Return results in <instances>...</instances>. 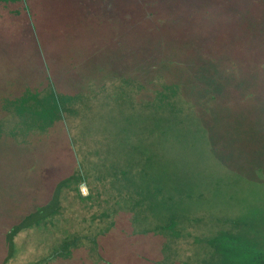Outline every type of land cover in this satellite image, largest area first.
Instances as JSON below:
<instances>
[{
  "label": "trees",
  "instance_id": "trees-1",
  "mask_svg": "<svg viewBox=\"0 0 264 264\" xmlns=\"http://www.w3.org/2000/svg\"><path fill=\"white\" fill-rule=\"evenodd\" d=\"M87 3L90 2L0 0L2 148L8 155H18L20 172L27 174L26 179L53 150L58 149L60 156H64L56 157L58 166L41 165L44 178L39 183L46 180L49 189L43 203L35 207L34 212L21 214L9 227L5 228L8 224L2 227L0 242L5 254L0 264L21 263L18 239L31 234L40 236L39 233L46 229L54 230L53 237L45 239L46 245L44 248L40 245L37 251L44 249V252L29 264H74L77 260L82 264H114L108 258L106 248L119 237L121 222L130 234L142 235L149 240L144 255L136 264H181L183 261L190 264L191 259L187 261L190 256L198 258L199 264H264V224L260 223L259 217H253L254 209L249 210L248 217L242 212L238 224L227 212L215 210V216L225 221L215 225L198 224L196 219L200 218L203 209L199 212L181 209L183 215L180 216L176 215L175 209L171 210V204H163L155 210L158 194L171 195L168 182L154 176L152 153L147 156L139 144L131 149L127 147L130 146L128 139L132 142L131 134L139 135L138 128L145 125L142 117L148 118L146 123L159 120L161 127L170 130L173 109H179L180 105L190 107L195 96L201 94L203 97L206 88L201 83L212 81V78L208 80L210 68L224 74L209 62L208 58L215 56L194 51L187 40L177 50L163 42L158 50L153 49L156 50L153 53L147 52L151 50L150 46L134 49L130 57L138 58V65L134 64L133 70L130 66L120 70L114 67L118 59L114 51L103 48L96 53V60L89 57L83 62L75 56L64 57L67 62L59 81L47 62L36 66L37 80L22 76L9 80L6 77L9 69L13 76L21 73L19 62L22 60L16 62V55L10 60L13 52L7 48L9 44L15 50L12 42L22 27L34 33L45 31L46 22L50 24L54 18L74 14ZM102 31L98 25L90 26L87 35L94 32L99 38ZM116 35H121L117 28ZM39 52L43 50L39 48ZM193 53L195 58H192ZM180 64L188 73L187 81L176 74ZM262 72L264 68L254 65L243 70L246 76L258 79L264 91ZM66 82L70 84L68 87ZM193 82L200 84L197 86L200 90L190 88ZM174 87H181L183 91L174 92ZM172 103L178 107H172ZM91 121L100 129L91 132ZM196 123L205 126V117H199L194 125ZM118 143L124 144L127 153L133 151L126 160L114 154L110 160L105 154ZM214 149L212 156L219 161ZM128 160L133 166L126 164ZM101 171H109L111 181L108 175H100ZM82 186L89 191L86 197L80 192ZM70 223L77 226V232L72 235L67 227ZM198 230L202 232L198 234ZM188 239L192 240L190 256L184 260L173 259L171 244L179 240L188 243Z\"/></svg>",
  "mask_w": 264,
  "mask_h": 264
},
{
  "label": "rangeland",
  "instance_id": "rangeland-1",
  "mask_svg": "<svg viewBox=\"0 0 264 264\" xmlns=\"http://www.w3.org/2000/svg\"><path fill=\"white\" fill-rule=\"evenodd\" d=\"M82 2L90 3H87V6L82 5L74 14L54 18L50 24L46 22L45 31L38 30L34 33L22 27L20 34L12 42V46H16L15 50L14 47L11 49L9 44L7 48L13 52L10 60L15 55L16 62L22 60L19 62L21 73L13 76V71L9 69L6 77L9 80L21 76L36 78L38 74L36 66H43L42 64L47 62L59 81L67 62L64 61V57L75 56L77 60L87 62L89 57L95 59V55L103 48L114 51L118 57L114 67L122 70L130 66L133 70V65L140 62L138 58L130 57L134 49L150 46L152 48L147 52L153 53L166 42L170 49L177 50L186 40L190 41L194 51L215 56L216 58L209 57L211 60L209 62H212L215 68L223 70L224 74L216 73L210 68L208 80L212 78V81L208 84L201 83L206 88L203 97H200L201 94L195 96L189 103L190 107L180 105L179 109H173V126L170 130L161 127L159 120H151L149 124L145 122L148 118L142 117L145 125L142 124L138 128L139 135L131 134L132 142L128 139L130 146L127 147L131 149L139 144L147 156L152 153L154 176L163 177L165 182H168L171 195L158 194L156 197L158 205L155 210H159L163 204H171V210L175 209L176 215L180 216L183 215L181 209L187 212H199L203 209L200 218L196 219L198 224L215 225L225 223L220 216H215V210L227 212L234 220L236 219L233 222L238 224L237 220L241 219L242 212L248 217L249 210L254 209L253 217H259L260 223L264 224V91L258 79L250 78L243 73V70L247 71L253 65L256 68H264L262 39L264 2L261 0H82ZM72 23L74 27L71 26ZM89 25L103 28L99 35L102 37L96 38L94 32L87 35ZM254 27H258L259 31L254 30ZM116 28L121 31V35H116ZM144 42L146 46L143 45ZM39 48L43 50L42 53L39 52ZM124 48L129 50H123ZM40 54L46 57V60ZM193 57H196L194 53ZM185 58L186 56L180 57V60ZM69 65L67 63V66ZM176 74L187 81L188 73L184 65L176 70ZM195 82L190 88L200 90L197 87L200 84ZM65 84L67 87L70 85L69 82ZM173 91L179 93L183 89L174 87ZM171 105L178 107L175 103ZM178 110L180 112L177 114ZM199 117H205V126L198 125L199 123H196L197 126L194 125ZM90 124L91 132L100 129L96 122L91 121ZM2 145L3 142L0 140V233L3 226L8 224L5 228L9 227L21 214L34 212L33 209L43 203L49 189L46 180L39 183L43 177L41 165L58 166L56 157L60 156L58 149L53 150L48 157L45 156L46 161L26 179L27 174L20 172L18 155H8V151L2 148ZM116 145L113 146L115 149L105 153L110 160L112 154L122 160H126L128 154L130 156L133 154L132 150L127 153L123 143ZM214 148L221 163L212 156ZM60 157L64 158L63 155ZM126 164L132 165L129 160ZM99 174L109 177L110 173L101 171ZM109 180L111 181L110 177ZM80 192L83 197L89 195L85 186L80 188ZM207 206L212 207L213 212L208 210ZM121 224V228L118 229L119 237L114 238V243L106 248L107 256L114 264L139 263L147 249L145 244L149 240L145 236L141 237L142 235L130 234L125 224L123 222ZM67 227L71 235L77 232L76 224L70 223ZM201 232L202 230L197 231L198 234ZM53 234V229L50 231L46 229L39 233L40 236L37 234L21 236L18 244L22 252V261L19 264H29L35 257L41 256L44 249L37 252L40 245L44 248L45 239L53 237ZM248 239L252 240V237ZM191 241V239H188V243L182 240L174 241L171 244L173 259L184 260L190 256ZM4 254L5 249L0 242V263L4 259ZM192 258L193 256L188 257L187 261ZM191 260L190 264L200 263L198 258ZM182 263L187 264L186 261ZM74 264L82 263L77 260Z\"/></svg>",
  "mask_w": 264,
  "mask_h": 264
}]
</instances>
